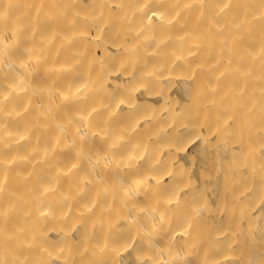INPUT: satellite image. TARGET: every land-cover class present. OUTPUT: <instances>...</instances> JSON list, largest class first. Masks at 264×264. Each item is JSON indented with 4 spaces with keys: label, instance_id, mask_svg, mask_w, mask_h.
<instances>
[{
    "label": "bare ground",
    "instance_id": "bare-ground-1",
    "mask_svg": "<svg viewBox=\"0 0 264 264\" xmlns=\"http://www.w3.org/2000/svg\"><path fill=\"white\" fill-rule=\"evenodd\" d=\"M234 2L0 0V264H264Z\"/></svg>",
    "mask_w": 264,
    "mask_h": 264
},
{
    "label": "rangeland",
    "instance_id": "rangeland-1",
    "mask_svg": "<svg viewBox=\"0 0 264 264\" xmlns=\"http://www.w3.org/2000/svg\"><path fill=\"white\" fill-rule=\"evenodd\" d=\"M232 1H235L234 2V4H233V6H234V8H232V10H230L229 11V14H233L231 11H233V10H235V11H237V13L238 14H240V13H242V14H244V16H246L245 14L246 13H244V12H246L247 11V9H248V12H250V9H251V12H253V14H254V12L257 10V9H255L256 7L258 8L259 7V9H260V7H262L263 8V13H264V2H263V0H232ZM233 3V2H232ZM231 3V4H232ZM243 4H248V7L247 8H245V9H243V8H241L242 7V5ZM245 5V6H246ZM230 8V9H231ZM255 9V10H254ZM254 10V11H253ZM231 12V13H230ZM237 13H235L236 14V16L237 17H239V16H241V14L238 16V14ZM249 14V13H248ZM252 13H250L249 15H253ZM235 16V17H236ZM243 16V19H242V21L241 22H244L243 20H245L246 21V19H247V21H249L248 19L250 18L251 19V17H249V16H246V17H244ZM237 17H236V19H234V21H236V20H240V18L241 17H239L238 19H237ZM244 18H246V19H244ZM205 17H203L202 18V21H205ZM246 21V22H247ZM263 21H264V19H263ZM249 23V29H250V31H251V33H250V31H249V35H248V32L245 30V32L247 33H245V34H243V36H242V38L240 39V40H238V44H235V45H232L231 47L234 49V50H236L235 52H233V57H232V64H233V69L234 70H237V69H241V73H242V76H244L245 78H246V80H244L245 81V84H242V85H245L246 86V89L245 90H242V91H245V94H246V96L244 97L245 98V102H246V105L247 106H243V108L245 107V108H247L248 107V109H247V111L249 110V112L251 113V111H252V104H254V102H253V99L254 98H252V91L253 90H255V89H253L254 88V86L253 87H251V85H253L254 84V81L252 80L253 79V76H252V78H251V75H252V73H254L253 72V70L255 71V69H254V60H255V57L253 56V51H254V35H255V32H254V25H255V23H254V21H251V22H248ZM244 25L243 26H246L247 28H248V25H246L247 23H243ZM263 26V25H262ZM246 28V29H247ZM249 29H247V30H249ZM244 30V29H243ZM261 35L263 36L264 35V26L261 28ZM241 45H240V44ZM238 53H240V54H242V59L241 60H239L238 58H237V54ZM263 55H264V51H263ZM263 68V67H262ZM255 75H256V73H254ZM262 74V73H261ZM234 75V74H233ZM262 75H264V74H262ZM236 75H234L233 76V79H235L236 80V78H234ZM250 78H249V77ZM238 77V76H237ZM243 78V77H242ZM256 78V76H254V79ZM238 80V79H237ZM240 80V79H239ZM252 80V81H251ZM242 81H243V79H242ZM255 82H256V79H255ZM237 83L239 84V82L237 81ZM229 84H231L232 85V83H229ZM236 83H234V85H235ZM256 85V84H255ZM239 86V85H238ZM245 86H243V87H245ZM234 87V86H233ZM242 87V88H243ZM235 88H241V86H239V87H237V85L235 86ZM253 89V90H252ZM247 92V93H246ZM251 94V95H250ZM250 95V96H249ZM249 97H251L252 98V102H251V98L249 99ZM242 99H240V100H242ZM237 100V104H240L241 103V101L239 100V103H238V98L236 99ZM250 100V101H249ZM244 101H242V102H244ZM249 101V102H248ZM234 103H236V101L234 100ZM242 104V103H241ZM254 106V105H253ZM242 107V106H241ZM246 110V109H245ZM244 110V111H245ZM243 111V110H242ZM253 113L252 114H247V113H245V114H247V117L249 116V118H251V119H253L252 118V116H254V114H255V111H254V108H253V111H252ZM241 114H243V113H240V116L242 117V115ZM240 116H239V121H240ZM244 117H245V115H243ZM246 117V118H247ZM255 119V118H254ZM243 120V119H242ZM248 119H246V121H247ZM246 121L244 122V120H243V122L244 123H241V124H243L242 126H245V125H249L248 123L250 122V121H252V120H250L249 119V121H247L248 123L247 124H245L246 123ZM254 121V120H253ZM242 122V121H241ZM251 123V122H250ZM253 123V122H252ZM251 123V124H252ZM245 124V125H244ZM245 127H247V126H245ZM53 129H54V127H53V125H52V128H51V130H50V134H49V136H46L45 135V130L44 129H42V130H39V137L36 139V141L37 142H40V143H42V142H51L52 141V137H51V134H52V131H53ZM23 260H25L24 259V257L22 258Z\"/></svg>",
    "mask_w": 264,
    "mask_h": 264
}]
</instances>
